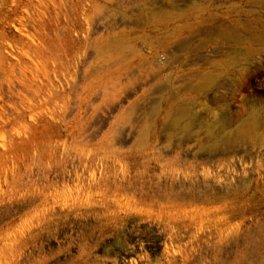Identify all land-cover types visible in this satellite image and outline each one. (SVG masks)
Returning a JSON list of instances; mask_svg holds the SVG:
<instances>
[{
  "label": "rangeland",
  "instance_id": "1",
  "mask_svg": "<svg viewBox=\"0 0 264 264\" xmlns=\"http://www.w3.org/2000/svg\"><path fill=\"white\" fill-rule=\"evenodd\" d=\"M42 4L38 28L11 0L0 13V62L40 79L36 95L0 88V264H121L80 252L98 234L82 205L96 184L154 215L210 211L192 264H264V0ZM131 221L134 264H167L148 241L158 221Z\"/></svg>",
  "mask_w": 264,
  "mask_h": 264
},
{
  "label": "bare ground",
  "instance_id": "2",
  "mask_svg": "<svg viewBox=\"0 0 264 264\" xmlns=\"http://www.w3.org/2000/svg\"><path fill=\"white\" fill-rule=\"evenodd\" d=\"M43 2L44 0H24V1L11 0L12 7L14 8L12 11L16 12L17 9L19 10L22 9V15L18 17L19 23L20 24L23 23V25H25L26 23L31 24L32 26L34 25L35 27L38 28V25L40 26V23H38L37 19H35L37 17L36 10L37 7L40 6ZM6 3L7 0H0V13L2 12ZM95 7L97 8V5H95ZM34 49L35 50L31 54L32 58L34 57L33 59H35V61L40 64V62L37 60L38 58H36L38 57L37 56L38 49L37 48ZM0 52H1V47H0ZM19 62L21 63L20 59ZM19 62H18V68H14L13 67L14 64L13 66L9 65L6 67L4 64L0 62V78L2 80L0 81V88L2 87L3 83L10 86L11 80L15 79V81L19 84V86L23 88L22 90H27V91L29 90L32 92L35 91L33 92V95H36L38 91H36L33 88V84L37 82L34 81L37 76L35 73L32 72L34 68L31 69L30 72L29 70L26 69L28 67L27 65L25 66L22 63L26 67L25 68L24 66H21L22 64L20 65ZM36 65L40 66L38 64ZM35 69L39 71V68L36 67ZM27 73L30 75V78H28L29 76L27 77ZM37 78L39 79V77ZM35 84L38 86L37 83ZM12 89L15 90V88L13 87ZM19 90L21 91V88ZM25 93L23 92V94ZM30 97L32 98V95H30ZM247 131L248 129L246 128V126H239L234 131V134L236 137H240L246 135ZM86 193L87 194L83 199L82 205L88 213H91L99 221H98V225L96 226L98 232L97 236L94 239L87 237L86 240L87 242L89 241V243L85 241L83 245L81 244L82 247L80 252L82 257L86 259L85 263H88L90 261V258L93 257L94 255L93 252L96 253V251L98 250L101 251V253L105 256L115 255L120 257V259H122L121 264H125V263L134 264L133 255L135 254L134 247L136 246L133 247V245H131L130 243L137 241V238H139V234L133 235L129 238L128 237L129 235L128 233H126V230L129 227L130 228L134 227V222H132L131 219L140 214L144 217L145 220L158 221L157 223V226H159V230H157L158 235L154 234L153 230L151 229L150 232L152 234L148 238V241L152 242V245L154 243L157 244V242L160 241L163 242L164 259L167 261L166 262L167 264H175L177 262V259L180 260V264H192L193 261L194 262L200 261V259L202 258L201 255L203 250H207V251L210 250V237L213 228V217H212V213L208 210L182 214V212H179V210H177L175 203L171 202L168 204L167 208L161 209V211H158L154 215V213L150 210H143V211L138 210L137 207L134 204H132L126 196H122L121 194H119L118 188L111 189L109 186L103 184H96L93 186L86 187ZM185 219H187V222ZM112 224L115 225V229L112 228ZM117 225L124 227L125 231H118ZM141 226L144 225H140V227ZM191 227H193L194 229L193 231H190ZM204 231L206 232L205 234L204 233L200 235L198 234V232H204ZM222 253L224 254V251ZM225 260L227 261V259ZM136 262L138 261L136 260ZM149 263L151 264V262ZM112 264H119V263L117 261H112Z\"/></svg>",
  "mask_w": 264,
  "mask_h": 264
}]
</instances>
